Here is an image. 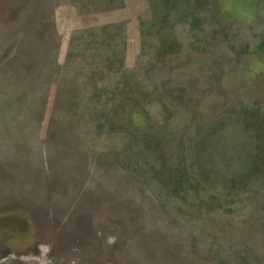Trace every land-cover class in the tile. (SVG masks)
<instances>
[{
    "label": "rangeland",
    "instance_id": "obj_1",
    "mask_svg": "<svg viewBox=\"0 0 264 264\" xmlns=\"http://www.w3.org/2000/svg\"><path fill=\"white\" fill-rule=\"evenodd\" d=\"M0 264H264V0H0Z\"/></svg>",
    "mask_w": 264,
    "mask_h": 264
}]
</instances>
